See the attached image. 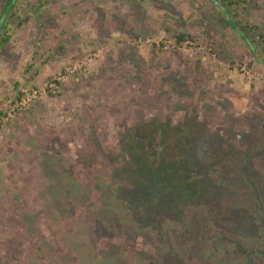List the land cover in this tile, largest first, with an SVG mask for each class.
Instances as JSON below:
<instances>
[{
  "label": "rangeland",
  "instance_id": "1",
  "mask_svg": "<svg viewBox=\"0 0 264 264\" xmlns=\"http://www.w3.org/2000/svg\"><path fill=\"white\" fill-rule=\"evenodd\" d=\"M215 1L0 0V264H264V50Z\"/></svg>",
  "mask_w": 264,
  "mask_h": 264
},
{
  "label": "trees",
  "instance_id": "2",
  "mask_svg": "<svg viewBox=\"0 0 264 264\" xmlns=\"http://www.w3.org/2000/svg\"><path fill=\"white\" fill-rule=\"evenodd\" d=\"M239 1H242V0H238V1L237 0H216L215 3L218 5L219 8H222V10H224L226 12V14H227L226 16H228V18L230 16V19L229 20H230L231 23L232 22L234 23L233 24V27L235 28V30L238 31V33L241 35V37H243V39L245 40V42H247V44L249 45V47L251 46L250 48L254 52H257L256 49H257V46H259V45H261V47L264 50V33L261 30H259V26L256 25V24H253V23H251L249 21H243V20H240V19L236 18L235 17L236 13H234V11L231 8H229V7H231L234 4L235 5L238 4ZM17 9H18V7H16L15 9H13L10 12V15L8 17L9 18L11 17L13 19L15 17V14H17V16L21 18L22 15L20 13H17L18 12ZM23 20L26 21L27 19L24 17ZM3 23H5L6 26L7 25H10L11 26L12 25V20L9 19V20H7V21H5ZM9 28L10 27H8L7 30ZM254 32H255V34H254ZM174 37L177 39L178 42H182V40H184V39H186L188 37L189 38L190 37L193 38V35L190 34V33L179 32V33L175 34ZM160 49L161 48H159V50ZM48 91H49V93L51 95L57 93V90L55 88H52V87L49 88ZM140 112H141L140 110H139V112H137V113H139L138 115H140ZM126 118H127V116H126ZM134 120L136 122H138V123L135 122L136 124H131V125H130V123L127 124V125L122 124V126L124 125V127H128L129 128L128 130H124L125 132L126 131L127 132L130 131V132H133L134 133V137L135 138L132 139L133 140L132 142H139L140 139H143V138H139L138 137V133H137L138 130L141 128V125L140 124H144L146 121H149V119L148 118H143L142 119V118H140V116H137ZM160 124H162V123L160 122ZM156 127H158V130L160 129L161 131H163V128L161 127V125H155V128ZM155 128L153 126L148 131V134H150V137L152 139V143L155 140V141L160 142V143L163 144V142H164L163 133H161L160 131H159V133H156L155 131H152L151 132V130H154ZM142 129H143V130H141L142 132L148 130V128H142ZM164 133L166 134L165 131H164ZM122 136L124 137L123 134H122ZM160 137H161V139H160ZM125 139H127V138H125ZM135 139L138 140V141H136ZM144 140H145V138H144ZM145 141H143L144 145H145ZM157 142H155V143H157ZM127 146H128V144H127ZM145 149H147V147L146 146H143V148L141 149V152L142 151L145 152ZM147 151H148V149H147ZM158 152H160V151L158 150ZM141 158H142V156L140 158L136 157V159L133 160V161L136 164L137 163L140 164V167L142 169V168H144L142 166L145 165V161L143 159H141ZM161 160L162 159H161V156L159 155V153H158V155L156 157V160H155V158L149 159V161L151 162V165H152V169H153L152 171L153 172H155L157 169H158V172H159V170L161 168L159 161H161ZM153 175H155V177ZM198 178L200 179L199 180V183H200L199 186H195V187H193V189H189V192H191L192 190H193V192H195L196 190L199 191V192H201V193L206 192L205 191V187H207V186L204 184V181H203V179L201 177H198ZM151 179L154 180V182H156V179H157L156 174H152ZM185 180L187 181V179H185ZM181 185L182 186H189V184H184V183H181ZM212 192H213V189L211 190V192H210V189H209V192H206V193H208L210 195V193H212Z\"/></svg>",
  "mask_w": 264,
  "mask_h": 264
},
{
  "label": "crops",
  "instance_id": "3",
  "mask_svg": "<svg viewBox=\"0 0 264 264\" xmlns=\"http://www.w3.org/2000/svg\"><path fill=\"white\" fill-rule=\"evenodd\" d=\"M111 33H110V36H114V35H119L118 33H119V30H118V28H111ZM94 38H96L95 36L93 37V39ZM122 40V38H118V41H121ZM88 48H90V45L88 46V47H85L84 49H88ZM78 55V54H77ZM97 76V74H95L94 75V77L93 78H95ZM92 82V81H91ZM67 82H64L63 83V85L64 84H66ZM69 87V86H68ZM64 88H67L66 87V85L64 86ZM90 88V83L88 82L87 83V85L86 86H84V87H81V88H77V87H75V88H73V89H75V91H77V90H80V89H83V91L84 90H86V89H89ZM82 100H85V99H81L80 101L79 100H76L77 102H78V104H79V109H81L83 106H85V104H84V102L82 101ZM88 103V105L90 104V102H87ZM43 106V105H42ZM50 117L51 118H53L52 120H53V122L54 123H56L57 125H58V128L57 127H55V131H56V133H57V131L59 130V129H61L62 130V128L60 127V124H65L66 126L68 125V121L70 120V122H72L71 121V119H68L67 118V116L66 115H61V112L58 110L60 107H62V106H59V107H54V105H52L51 103H50ZM38 108H40V103L38 104V102H36L35 103V105H34V108L32 107V112L34 113V110L35 109H37L38 110ZM74 108H77V107H74ZM54 109V110H53ZM83 110V109H82ZM81 110V111H82ZM75 112H78V110L77 109H75ZM80 121L81 120H79V123H80ZM64 128V127H63ZM71 132V135L73 134L72 132L73 131H70ZM75 133V132H74ZM34 135H36V133H34ZM39 135H41L40 133H39ZM60 136H63L62 135V133H60ZM74 138H77V137H75L74 135H72ZM71 136V137H72ZM63 138H68V137H63ZM50 151H52V150H50Z\"/></svg>",
  "mask_w": 264,
  "mask_h": 264
},
{
  "label": "built area",
  "instance_id": "4",
  "mask_svg": "<svg viewBox=\"0 0 264 264\" xmlns=\"http://www.w3.org/2000/svg\"><path fill=\"white\" fill-rule=\"evenodd\" d=\"M54 82H48L49 85H52ZM37 90H34V94L33 95H36V92Z\"/></svg>",
  "mask_w": 264,
  "mask_h": 264
}]
</instances>
